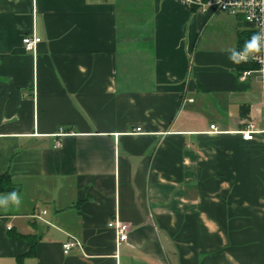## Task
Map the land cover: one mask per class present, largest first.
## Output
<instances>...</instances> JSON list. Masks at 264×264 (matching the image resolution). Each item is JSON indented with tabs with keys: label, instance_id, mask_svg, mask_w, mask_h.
I'll return each instance as SVG.
<instances>
[{
	"label": "crops",
	"instance_id": "0c3cea01",
	"mask_svg": "<svg viewBox=\"0 0 264 264\" xmlns=\"http://www.w3.org/2000/svg\"><path fill=\"white\" fill-rule=\"evenodd\" d=\"M253 34L174 0H0V264H264V95L228 59Z\"/></svg>",
	"mask_w": 264,
	"mask_h": 264
},
{
	"label": "built area",
	"instance_id": "2783aa9c",
	"mask_svg": "<svg viewBox=\"0 0 264 264\" xmlns=\"http://www.w3.org/2000/svg\"><path fill=\"white\" fill-rule=\"evenodd\" d=\"M186 8L192 11H200L202 13H228L231 15H237L243 18V20L250 26L253 33H258L264 30V0H174ZM41 42L37 37H25L23 39V45L27 52H35L38 44ZM242 65L251 66L252 68L245 71L241 79L246 81L252 76H256L258 82L261 84L262 93L264 95V53L259 55L258 59H250L246 63H240ZM264 108V106H263ZM215 130V126H212ZM138 132L141 129L137 130ZM63 130H61V133ZM244 139L252 141L255 138V134L258 133L257 127L253 122H247L246 128L240 132ZM63 134H61L62 136ZM61 147V143H57L56 148ZM47 212H44L46 214ZM109 228L113 229L118 237V245L129 243L130 226L121 222L120 220H114L109 223ZM76 247H81L80 243L73 239L63 245L65 255H69Z\"/></svg>",
	"mask_w": 264,
	"mask_h": 264
},
{
	"label": "clouds",
	"instance_id": "9594fccd",
	"mask_svg": "<svg viewBox=\"0 0 264 264\" xmlns=\"http://www.w3.org/2000/svg\"><path fill=\"white\" fill-rule=\"evenodd\" d=\"M228 59L233 64L246 63L250 59H258L264 53V30L255 33L249 40H246L242 49H229ZM22 204L19 193L15 190L7 195L0 196V212L7 213L11 209H19Z\"/></svg>",
	"mask_w": 264,
	"mask_h": 264
},
{
	"label": "trees",
	"instance_id": "16d2710c",
	"mask_svg": "<svg viewBox=\"0 0 264 264\" xmlns=\"http://www.w3.org/2000/svg\"><path fill=\"white\" fill-rule=\"evenodd\" d=\"M244 43H245V41L242 40L240 50L242 49ZM251 68H252L251 66L244 65V67H241V70L245 71V70H249ZM11 186H12L11 185V179L9 177H2V178L0 177V188L1 189L9 190Z\"/></svg>",
	"mask_w": 264,
	"mask_h": 264
},
{
	"label": "rangeland",
	"instance_id": "374dc122",
	"mask_svg": "<svg viewBox=\"0 0 264 264\" xmlns=\"http://www.w3.org/2000/svg\"><path fill=\"white\" fill-rule=\"evenodd\" d=\"M261 89V88H260Z\"/></svg>",
	"mask_w": 264,
	"mask_h": 264
}]
</instances>
